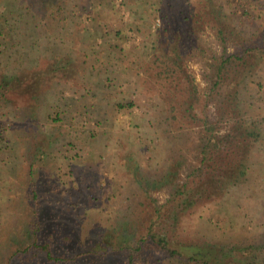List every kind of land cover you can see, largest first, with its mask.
Returning <instances> with one entry per match:
<instances>
[{"label": "rangeland", "instance_id": "1", "mask_svg": "<svg viewBox=\"0 0 264 264\" xmlns=\"http://www.w3.org/2000/svg\"><path fill=\"white\" fill-rule=\"evenodd\" d=\"M103 1L90 3V16L97 20L75 17V27L34 28L38 14L31 17L24 39L13 36L12 42L19 43L1 57L16 70L9 82L12 95L0 108L6 125L0 153V264H30L7 261L15 249L14 239L30 242L34 214L29 198L35 181L42 194L40 239L54 232L56 249L66 256L94 246L95 251L81 254L78 263L66 264H129L123 248L134 245L147 230L160 204H165V211L154 229L189 254L201 249L215 256L219 246L264 242V130L255 143L239 130L232 143L227 138L228 133L237 132L232 127L236 118H260L264 127V54L250 61L252 70L240 66L241 74L235 71L226 76L218 91L208 81V58L194 53L182 59L187 72L183 84L186 77L197 84L198 112L220 120L219 145L210 169L200 173L202 126L185 121L177 128L174 122L164 132L161 120L169 109L163 102L165 89L144 71L153 46L162 42L164 15L177 10L187 13L183 10L190 0ZM230 1L237 5L239 0H221L227 19L239 30L228 37L229 49L234 50L243 41L256 40L262 20L258 11L255 15L243 9L233 13ZM84 24L87 29L77 33ZM198 34L205 45L219 49L212 25ZM161 45L172 50L167 41ZM61 49L73 54L74 68L59 65L70 58L62 57ZM233 76L240 90L236 103L228 89ZM237 76L242 81L237 83ZM107 77L114 83L111 87ZM21 83L30 94L18 95L22 90L18 93L16 87ZM98 83L108 88L101 91ZM178 94L171 97L179 101ZM133 99L135 107L117 106ZM235 156L242 157L246 166L233 162ZM233 171L240 178L235 184H231ZM214 174L218 183L207 180ZM185 181L191 184L188 193L175 194V187ZM201 186L204 194L199 196ZM118 218L125 223V232L120 226L121 236L105 235L104 242L112 245L102 248L96 235L106 226H118ZM71 232V240L61 238ZM99 247L109 251L100 253ZM155 247L149 241L144 249ZM258 252L259 259L264 258ZM153 254L147 264H175L164 255L159 259V251ZM244 255L233 254L222 264H247ZM155 258L159 262L154 263ZM32 264L54 263L43 255ZM135 264H146L145 256L140 255ZM210 264L219 263L212 258Z\"/></svg>", "mask_w": 264, "mask_h": 264}, {"label": "trees", "instance_id": "2", "mask_svg": "<svg viewBox=\"0 0 264 264\" xmlns=\"http://www.w3.org/2000/svg\"><path fill=\"white\" fill-rule=\"evenodd\" d=\"M94 1L96 2V0H0V45L2 46L0 49V108H2V104L6 100L8 101L9 94L12 95L11 92H13L12 85L10 86L9 82L16 68H10L8 62L4 63L1 60V57L4 55L6 56L7 51H9L15 44L19 43L18 41L12 42V37L18 35L21 39H24L26 30L31 28V17L35 18L37 14L38 18L33 22V27H42V29L45 28L44 30H47L46 28L49 27L50 24H53L54 26L62 25L61 27H63V29L70 26L75 27L77 25L75 17L76 19L85 17V20L92 17L91 19L97 20V17L93 18V16H90L92 11L90 3ZM97 1L99 3L104 2L103 0ZM224 5L225 4L222 3L221 0H190L189 7L183 10L187 13L183 14L180 10H177L176 12H166L164 15V22L167 23V25H165L160 32L163 37L162 42H157L155 46H153L154 52L151 58L146 61V67L144 68V71L147 72L148 75H151L155 81L161 84L165 89L163 102L169 109H167L166 117L161 120V123L166 126L163 131H167L168 124L171 125L174 122L179 126L177 128H180L181 126L183 127V122L185 121L194 122L195 124L202 126L203 132L200 135L199 143L203 156L200 161L201 164L197 168L200 173L207 172V169H210V163L213 160V155L219 145L217 130L219 129L218 124L220 120L217 118L212 119L210 116H204L198 112L197 104L200 100V94L197 89V84L195 83L194 78L189 79L188 77H186V84H183L184 79L182 77L183 75H186L187 72L183 69L182 59L185 58V56L189 57V55L194 53L201 55V58H208V60H205L208 68V81H210L213 91H218L223 85L226 76L233 74L235 71L240 73L237 70L240 66H246V69L251 66L250 68L252 70L254 66L250 61L253 58L258 61L259 59L257 58H260L264 54V12H262L264 11V0H239L237 5L232 3L233 13L243 9L246 10L245 14L255 15V12L258 11L260 13L257 16L262 20L261 24L255 31L256 40L253 43L244 41L242 43L241 41L243 45L239 46L238 44L234 46V50L229 49L230 46L228 44L230 38L228 37L230 35H235V32H238L239 30L235 24L230 23L227 19L228 12L225 11ZM175 13H178L177 17H175ZM170 18L173 21H171ZM208 25H212V29H214L215 40L219 49H213L209 47V45H205L201 38L198 37V31L200 29L203 30V28ZM77 29V33H81L87 28L84 24L81 29ZM116 33H120V30H117ZM163 41H167L169 47H172V50L167 46L164 47L161 45ZM59 54H62V57H70L67 62L59 64L62 68L70 70L75 67V59L72 58L73 54L70 53V51L67 52L61 49ZM237 78L239 79L237 83L242 81L239 76H237ZM106 79L111 87L114 84L112 79L110 77H107ZM234 79H236V76L232 77V82H230L228 89L229 95L233 97V99L230 100L233 103H236L240 100V90L235 87L236 82H234ZM97 87L101 91L108 88L104 86V84L100 85L99 83ZM16 90L18 93L22 90L21 93L18 94L21 96H23V93L27 95L29 93L22 83L16 87ZM176 93H179L178 95L181 96L179 101H175L174 98L171 97ZM182 93L185 95L183 96ZM117 106L119 108L135 107V99L126 102H118ZM64 112L68 113V110H64ZM84 112L85 111H82L81 114ZM221 115L220 118L223 119L225 113H222ZM86 117L87 116H85V118ZM98 123L102 124L104 123V120H99ZM234 123L235 124L232 127H236L237 132L236 134H231V132L227 134L230 143L233 142L232 138L235 139V137L239 136L238 130L242 132L240 135H244L249 141L254 143L259 141L264 130L260 118H252V116L239 118V120L236 118ZM5 132V120L0 116V153L4 148ZM241 158L242 157L237 158V156H235L232 158V161H238L246 166ZM31 164L30 173L33 174V163ZM195 173L196 172L193 171V174ZM215 176L216 174L210 176L207 180L211 181L212 179L218 183L219 178H215ZM165 177L166 175L155 178V181H161L165 179ZM35 180L36 179L34 178L33 181ZM137 180L143 185L141 179L138 178ZM239 180V174L237 172L234 173L233 171L231 184L238 183ZM35 182H31L30 186L31 196L29 199L33 204L32 211L34 214L33 221L31 222L33 228L29 231L30 242L25 243L22 241H15L14 239L13 243L15 249L7 262L32 264L44 255L46 260L53 262L54 264H66L68 262L76 263L81 254H85L86 251L94 252V246L91 245L89 248L81 250L76 255L66 256L65 253L61 254L56 249L54 232L50 233L46 240L40 239L39 230H41L42 227L40 221L42 194ZM190 188V182L185 181L178 187H175V194L182 196L183 194L188 193ZM203 194L204 189L201 186L198 195L201 196ZM17 206L20 207V204ZM164 206L165 204H160L155 208L157 217L152 218V222L149 224L147 230L138 236L136 243L134 245L128 244L123 248V253L127 255L129 264H135L136 259L140 255L145 256V262L147 264L150 259L154 258L153 253H157L158 251L159 259L162 260V256L164 255L166 258L171 259L175 264H190L191 262L210 264L212 258L217 259L218 263L222 264L224 263V260L236 253H244V257L247 259V264H264V258L259 259L260 256L256 253V251H259L258 253H264V242L248 244L245 246L238 244L219 246L216 250L217 254L215 256L213 255L215 252H204L201 249H193L189 254L181 247L170 244L171 240H169L166 234L162 235L154 229L157 220L163 216L162 214L165 211ZM124 224L125 223L120 219L118 226L112 224L110 227H104L105 229L101 230L99 234L96 235L101 240L99 246L105 248L109 244L112 245L109 240H107V243L104 242L105 240L103 239H105V235L108 234L107 236L113 239L116 234L119 235V227H123ZM125 227L126 226H124L121 233L125 232ZM72 236L73 234L71 232L65 235L63 234L61 238L68 241L72 239ZM119 236H121V234ZM149 241L156 243L154 249H144V246L148 244ZM99 249L101 251L100 247ZM103 251H106V249ZM103 251L100 253L104 254ZM108 251L109 250L106 252ZM153 262L157 263L159 261L155 258L153 259Z\"/></svg>", "mask_w": 264, "mask_h": 264}]
</instances>
